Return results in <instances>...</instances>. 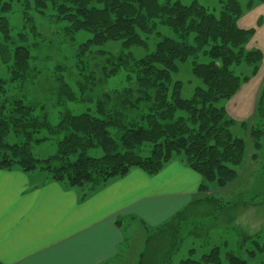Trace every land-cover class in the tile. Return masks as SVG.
Wrapping results in <instances>:
<instances>
[{"label": "trees", "instance_id": "16d2710c", "mask_svg": "<svg viewBox=\"0 0 264 264\" xmlns=\"http://www.w3.org/2000/svg\"><path fill=\"white\" fill-rule=\"evenodd\" d=\"M220 2L219 14L214 15L195 1L183 5L179 1L159 0H24L25 6H33L38 14L50 7L57 21L69 24L66 31L70 37L80 30L91 35L75 54L78 91L59 78L55 94L56 104L89 102L93 103V111H60L58 122L52 125L46 115L35 114L37 103L26 104L19 97L0 100V169L27 173L39 165L51 181L64 189L79 190L82 201L132 169L154 176L171 160L183 161L200 176L198 197L160 226L145 227V242L137 264H169L183 235H197L194 230L183 233L191 224L203 225L205 232L198 234L202 238L208 228L204 224L206 218L210 220L208 225L213 226L225 207L254 205L252 199L228 201L211 192L225 188L237 178L235 167L242 163L245 150L244 139L231 130L236 121L215 102L230 99L256 73L263 57L259 49L247 48L254 28L237 25L242 15L239 1ZM11 9V0H0L2 12ZM23 22L34 35L41 36L28 12L23 13ZM157 23L171 28L176 38L162 37L151 52L139 59L124 52L132 45L145 46L138 33H152ZM0 34V59L10 74L9 80L25 81L31 71L29 47L12 42L10 26L3 16ZM190 34L193 44L188 42ZM108 41H120L122 51L114 55L95 49ZM198 54L207 55L209 61L198 62ZM188 57L193 58L191 71L203 87H195L192 96L185 99L180 96L181 82L172 81L171 72L177 70V62ZM90 62L99 67L98 81L89 68ZM241 63L252 67L250 75H237L231 68ZM120 69L133 75L127 76V84L93 94L98 84ZM3 82L0 79V90ZM254 117L255 124L240 125L247 127L253 149L251 158L256 161L263 157L260 170L264 177V84L258 93ZM42 129L62 137L57 141L56 154L38 159L31 153L30 144L48 139L34 137ZM92 148H100L102 154L90 156L88 150ZM261 195L264 198V188ZM202 202L205 206L200 205ZM239 236L240 246L251 244L246 250L248 257L264 250L257 241L259 233ZM194 255V248H190L188 256L178 264H250L232 251L221 257L217 246L198 259Z\"/></svg>", "mask_w": 264, "mask_h": 264}, {"label": "crops", "instance_id": "0c3cea01", "mask_svg": "<svg viewBox=\"0 0 264 264\" xmlns=\"http://www.w3.org/2000/svg\"><path fill=\"white\" fill-rule=\"evenodd\" d=\"M247 10L250 15L242 12L237 25L254 28L247 48L259 49L263 57L256 73L225 106L236 123L254 119L255 103L264 84V1L252 3ZM31 173L0 169V264H137L145 227L160 226L192 202L201 180L175 158L154 176L132 169L81 201L79 190L64 189L47 175ZM250 207L241 206L239 214ZM238 212L235 208L232 220ZM221 216L218 221L231 220ZM127 219L137 220L143 232L138 237L139 248L134 250L130 245L139 231L130 226L126 235L129 222L125 229L122 222ZM238 239L240 244L239 234ZM248 259L250 264H264V250Z\"/></svg>", "mask_w": 264, "mask_h": 264}, {"label": "rangeland", "instance_id": "374dc122", "mask_svg": "<svg viewBox=\"0 0 264 264\" xmlns=\"http://www.w3.org/2000/svg\"><path fill=\"white\" fill-rule=\"evenodd\" d=\"M10 1V0H9ZM160 2L179 1L183 5H189L193 1L205 7L208 11L214 15H218L221 9L220 0H159ZM242 8V12L246 15L250 13L247 9L251 7L252 3L260 0H238ZM12 9L8 12H2L0 10V16L7 19L10 26V35L14 44L27 45L30 49L31 60L30 67L31 71L23 82L10 81V74L5 68L4 64L0 59V79L2 83V90H0V100L5 98H22L26 104L37 103L36 115H46L47 120L50 124L55 125L59 120L60 111H69L72 114H79L83 112H92L93 103L89 102H72L64 101L61 104H56V90L58 89V82L56 79L64 81L71 89L78 91L76 88V50L78 46L83 43L86 39L90 38L91 35L83 30L74 33L71 37L67 34L66 27L69 25L66 21H57L55 13L49 7L47 10H43L41 14H38L33 6L27 8L24 4V0H11ZM250 3V6L248 4ZM28 12L34 19L36 25V32L40 33L41 36L34 35L30 29L24 27L23 13ZM244 15V16H245ZM23 34V37H20ZM140 37L146 42V45H132L124 52H129L135 59L143 57L145 54L151 52L155 44L162 37L176 38V34L168 26L156 24L154 31L150 34L138 33ZM0 42H3L2 35L0 34ZM188 42L193 44V34L188 37ZM95 49L110 52L114 55L122 51L120 41H108L105 44L95 47ZM197 61L200 63H206L209 61L207 55L198 54ZM193 58L188 57L184 61L177 62V70L171 72L172 81H180V96L182 98H190L192 96L195 87H203V83L200 79L195 77L191 71V64ZM89 68L93 70L96 80L98 81L101 77L99 67L94 66V62L89 63ZM231 68L237 75L242 76L250 75L251 66L241 63L239 65H232ZM133 77L130 72L124 69H120L115 75L109 77L103 84H98L94 88L93 94L101 93L102 91H110L113 89L120 88L127 84V76ZM228 100H218L215 102L216 106H227ZM245 111V110H244ZM243 111V113H244ZM179 114H185L184 112H178ZM246 126H250L256 123L255 117L243 119ZM238 120L235 126L231 130L245 141V150L242 163L235 167L238 175L237 178L223 189H212L211 192L216 196H221L224 200H250L252 199L254 205L248 209H244L239 214V209L243 205L225 207L222 209L221 217L226 216L223 213H230L232 215L236 208L237 218L234 220L218 221L219 217L214 221L215 225H208L210 220L206 218L204 224L206 225L207 231L201 237L198 234H203L205 229L200 222L187 227L183 233L190 230L198 232L197 235H183L184 238L178 251L174 254L169 264H178L182 259L188 256V250L194 248V258L198 259L203 253H207L212 247H219L220 256L223 257L224 252L232 251L235 255L249 260L246 250L251 246L250 243H245L244 246H240L238 234L259 233L257 241L264 245V200L261 201L262 190L264 188V177L260 170V164L263 157L258 158L256 161L251 158L253 149L251 147L247 127L240 125L243 121ZM34 137H48V139L40 141L38 143L31 142L30 151L38 159H44L48 156L56 154L57 141L61 139V135H49L46 130L42 129L39 133H36ZM9 139V138H8ZM90 156H99L102 154L100 148H92L88 150ZM31 174L38 177L46 176L47 173L42 170L39 165L36 167ZM241 195V196H240ZM261 201V202H260ZM205 206L204 202L200 204ZM250 205V204H249ZM223 212V213H222ZM208 217V216H207ZM205 218V217H204ZM123 229L129 222L128 227L125 229V234L128 235V228L133 226L136 229L137 234L135 235L134 242L130 245V250H134V247L138 245L139 239L142 236V228L137 220L127 219L125 221ZM217 225V226H216ZM199 227L197 229L196 227ZM133 233L134 230L132 231ZM139 237V239H138ZM126 245V244H124ZM121 247V246H120ZM138 247V246H136ZM139 248V247H138ZM141 249V248H140ZM132 255H130L131 257ZM131 264H135L134 262Z\"/></svg>", "mask_w": 264, "mask_h": 264}]
</instances>
